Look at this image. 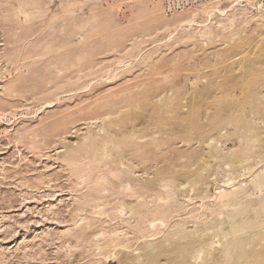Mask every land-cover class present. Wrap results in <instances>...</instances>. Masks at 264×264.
<instances>
[{
  "label": "rangeland",
  "instance_id": "obj_1",
  "mask_svg": "<svg viewBox=\"0 0 264 264\" xmlns=\"http://www.w3.org/2000/svg\"><path fill=\"white\" fill-rule=\"evenodd\" d=\"M0 264H264V1L0 0Z\"/></svg>",
  "mask_w": 264,
  "mask_h": 264
},
{
  "label": "built area",
  "instance_id": "obj_2",
  "mask_svg": "<svg viewBox=\"0 0 264 264\" xmlns=\"http://www.w3.org/2000/svg\"><path fill=\"white\" fill-rule=\"evenodd\" d=\"M214 1L217 0H160V6L162 13L165 15H172ZM236 1L240 2L241 0ZM263 1L264 0H260V3Z\"/></svg>",
  "mask_w": 264,
  "mask_h": 264
}]
</instances>
